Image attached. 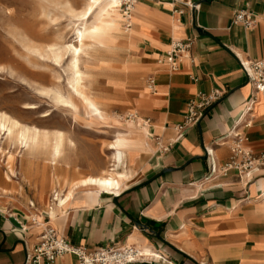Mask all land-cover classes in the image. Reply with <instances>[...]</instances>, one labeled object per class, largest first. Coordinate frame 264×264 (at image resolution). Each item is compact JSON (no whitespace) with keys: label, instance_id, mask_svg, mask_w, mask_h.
I'll list each match as a JSON object with an SVG mask.
<instances>
[{"label":"crops","instance_id":"obj_1","mask_svg":"<svg viewBox=\"0 0 264 264\" xmlns=\"http://www.w3.org/2000/svg\"><path fill=\"white\" fill-rule=\"evenodd\" d=\"M138 2L146 25L135 27L127 46L139 82L154 80L153 91L142 88L140 103L148 121V150L140 149L142 137L133 134L130 150L137 156L133 171H125L133 176L119 195L100 193L88 199L75 192L61 209L47 202L46 211L40 212L46 183L59 187L50 169V180L44 172L28 204H36V217L75 247L150 246L164 261L156 264H264V170L250 181L235 172H216L230 158L234 134L246 136L245 146L254 153L264 150V93L250 113L243 112L253 88L240 67V61L264 58V0ZM237 11L252 14L253 29L233 24ZM186 40L191 47L180 57L178 70L170 73L166 55L173 42ZM212 91L222 94L219 101L178 136L174 126L181 123L187 104ZM249 120L251 126L244 127ZM139 126L134 132L142 130ZM22 204L0 208V264H27L36 244L39 231L28 228L31 217ZM21 226L27 231L21 232ZM52 264L78 262L66 255Z\"/></svg>","mask_w":264,"mask_h":264},{"label":"rangeland","instance_id":"obj_2","mask_svg":"<svg viewBox=\"0 0 264 264\" xmlns=\"http://www.w3.org/2000/svg\"><path fill=\"white\" fill-rule=\"evenodd\" d=\"M87 7L88 0H0V112L27 127L60 131L73 143L68 146L66 141L63 160L69 166L65 167L63 162L59 164L60 168L54 172L58 179L100 175L110 163L108 157L112 151L108 150V143L122 134L132 144L133 134L128 135L124 126L131 119L144 121L140 107L142 88L149 92L147 79L139 82L137 72L131 68L132 52L127 43L118 46L107 41L90 42L81 49L80 66L92 75V92L110 118L90 116L78 102H75V111H68L53 101L52 92L67 94L71 58L68 47L78 45L77 31L85 22L82 15ZM121 11L124 15L126 2L122 3ZM31 46L37 51H30ZM0 148L5 157L8 153L14 154L19 161L18 149L9 146L2 136ZM36 153V168L38 172L43 170L49 181L51 170L48 166L43 168L47 151L39 149ZM121 153L125 154L118 158L115 170L133 171L137 155L130 149ZM24 166L27 172L25 179H21L19 162L12 164L10 182L5 180L6 170L0 164V208H6V204L18 207L24 201L27 215L34 218L38 214L35 207H38L34 202L32 208L28 202L33 201L32 189L43 180L29 181L32 173L27 165ZM45 187V196L38 208L40 212L46 211V203H50L54 189L62 188L51 187L48 182Z\"/></svg>","mask_w":264,"mask_h":264},{"label":"bare ground","instance_id":"obj_3","mask_svg":"<svg viewBox=\"0 0 264 264\" xmlns=\"http://www.w3.org/2000/svg\"><path fill=\"white\" fill-rule=\"evenodd\" d=\"M123 2H130L133 5V7L131 5L129 8L130 15H121ZM145 15L142 5L138 0H88V7L82 15V17L85 18V22L81 24V28L77 31L76 43H78V45L68 47L71 52V58L70 63H68L70 76L67 94L62 95L54 91L52 92L53 101L59 107L68 111H75V102H78L90 116L102 119L107 117L110 118L104 111V107L101 108L98 99L92 92V75L84 72L80 66L81 49L90 42L102 44L101 41H107L118 46L125 45L130 38L136 35L135 27L137 25H143L146 22ZM29 50L32 52L37 51L32 46L29 47ZM131 68L133 70L135 67L131 66ZM129 117L133 118V115H129ZM140 121L139 119L136 121L132 119L126 121L124 128L127 130L128 135H140L142 137L139 141L140 149L148 150L149 144L147 141L150 133L147 124L144 121ZM142 122H144V124H141L142 130L134 132L137 125ZM120 127L123 126L121 125ZM1 136L9 146L18 149L19 153H17V155L20 154L18 161L14 154L8 153L5 157L0 148V164H2L6 170L4 174L6 181L11 180L10 178L13 175L11 166L14 162H19L21 166L19 170L21 179H25L27 169L24 165H27L29 171L32 173V175L28 177V180L34 181L38 172L34 159L39 149L47 151L44 169L48 166L51 170L56 171V169L60 168L59 164L64 161L63 149L67 140L65 139L64 133L60 131L47 132L41 131L35 127H27L0 112V140ZM129 142L130 141L127 140L124 135L118 134L112 142L107 144L108 150L112 151L108 157L110 163L105 170H101V174L98 176H88L71 180L68 177L58 179L57 176L54 175L55 185L62 186L61 190L54 191L53 193V195H56L55 203L57 209H61L68 203L75 192H84L88 199H94L100 193L114 196L119 195L126 187L124 184L130 179V174L128 172H117L115 170V164L118 162V158L125 154L121 152L131 149L132 144ZM67 143L68 146H73L71 141L68 140ZM64 166H69L66 161H64ZM38 173H40L38 175H40L39 181H41L44 171L42 170ZM47 213L50 214L49 209ZM38 218L42 219L41 217ZM136 248L144 259L154 261L160 259V256L154 253L150 246Z\"/></svg>","mask_w":264,"mask_h":264},{"label":"built area","instance_id":"obj_4","mask_svg":"<svg viewBox=\"0 0 264 264\" xmlns=\"http://www.w3.org/2000/svg\"><path fill=\"white\" fill-rule=\"evenodd\" d=\"M130 3L126 2L125 15L130 12ZM185 6L198 10V6L185 3ZM233 24L239 25L245 30H251L256 24V20L248 11H237L233 15ZM191 47V42L175 41L171 45L169 53L166 55L165 62L170 73L178 70L180 57L187 53ZM240 67L252 85L253 93L244 106V113H250L258 97L264 93V58L255 62H242ZM147 89L154 90V80H147ZM222 94L218 91H212L208 94H201L197 99L190 101L186 106V111L181 123L174 126V131L178 136L183 135L188 129L195 127L206 112L221 98ZM251 118V117H250ZM264 128V115L260 118ZM147 124L148 121H145ZM251 120L247 121L244 127H250ZM247 137L242 134H234L233 141L230 144V158L227 163L221 166L217 173L225 175L228 172H235L239 178L250 181L254 175L264 170V150L254 153L248 149L245 144ZM165 151V150H163ZM215 173V169L211 174ZM56 195H52L50 203H54ZM32 207V206H31ZM29 227L39 231L36 244L31 250V255L27 254L26 263L39 264L41 261L54 263L56 260L66 255L76 257L78 264H133L146 263L156 264L164 261L158 259L147 260L140 254L135 246H126L121 248H95L85 249L70 245L65 239L59 237L55 230L48 226L44 219L38 217L29 219ZM21 232H26L27 228L21 226Z\"/></svg>","mask_w":264,"mask_h":264}]
</instances>
